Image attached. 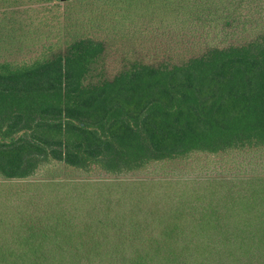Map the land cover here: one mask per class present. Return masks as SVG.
I'll list each match as a JSON object with an SVG mask.
<instances>
[{"label": "trees", "instance_id": "16d2710c", "mask_svg": "<svg viewBox=\"0 0 264 264\" xmlns=\"http://www.w3.org/2000/svg\"><path fill=\"white\" fill-rule=\"evenodd\" d=\"M0 264H264V0H0Z\"/></svg>", "mask_w": 264, "mask_h": 264}, {"label": "rangeland", "instance_id": "374dc122", "mask_svg": "<svg viewBox=\"0 0 264 264\" xmlns=\"http://www.w3.org/2000/svg\"><path fill=\"white\" fill-rule=\"evenodd\" d=\"M52 1L54 4L64 7L71 0H52ZM55 173L58 174V176L64 180L65 179H71V178L76 179L78 176H81V174H82V172L68 168L64 165L54 163L52 165H48V166L44 167V172H41V175H39L38 178L44 180V178H47L48 176H53Z\"/></svg>", "mask_w": 264, "mask_h": 264}]
</instances>
